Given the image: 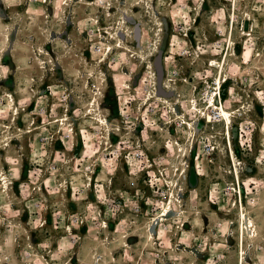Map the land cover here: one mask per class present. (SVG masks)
Returning a JSON list of instances; mask_svg holds the SVG:
<instances>
[{
    "label": "rangeland",
    "instance_id": "374dc122",
    "mask_svg": "<svg viewBox=\"0 0 264 264\" xmlns=\"http://www.w3.org/2000/svg\"><path fill=\"white\" fill-rule=\"evenodd\" d=\"M0 264H264V0H0Z\"/></svg>",
    "mask_w": 264,
    "mask_h": 264
},
{
    "label": "bare ground",
    "instance_id": "6f19581e",
    "mask_svg": "<svg viewBox=\"0 0 264 264\" xmlns=\"http://www.w3.org/2000/svg\"><path fill=\"white\" fill-rule=\"evenodd\" d=\"M126 18H128V17L126 16ZM120 26H123V25H120ZM126 26H128V25H126ZM119 28H121V27H119ZM109 33L110 34H113L111 32H109ZM122 37H119L118 40L122 41L121 40ZM118 47L119 48L122 47V48L126 49V48H129L130 45H126V43H124V46L118 45ZM141 56H144V53H142ZM217 67H218V70L222 71L224 69L225 65H223L222 61H220L218 63V66ZM220 83H221V80H219V86H220ZM125 86H127V84ZM211 101H213V100H211ZM213 107L218 108L220 110L221 115H223L225 127H226V130H227V135H228L229 141H231V139H232V134H231V124H232V122H231L232 121L231 113H229L228 111H226L224 109V106L222 104H219V103H217L215 101L213 102ZM206 117H207L206 118L207 119V122L210 123L211 122V115L210 114H207ZM97 120L100 121V122H102V123H104V124H107V121H106V119L103 116L102 117H98ZM232 157H233V160L235 162H237V160L235 159V157L234 156H232ZM237 170H238V167H237ZM240 194L242 195V189L241 188H240ZM241 209L242 210L239 213V219H240L241 227H240V233L238 235V243L240 244V250H241V252L239 254V257H238L239 262L240 261L243 262L244 259H245V232H246V229L245 228H247L248 235H250L249 237H251L252 239L256 235H258V232H257L258 230H257L255 218L253 216L246 217V212H245V209H244L243 199L241 201ZM252 229H253V232H251Z\"/></svg>",
    "mask_w": 264,
    "mask_h": 264
},
{
    "label": "built area",
    "instance_id": "2783aa9c",
    "mask_svg": "<svg viewBox=\"0 0 264 264\" xmlns=\"http://www.w3.org/2000/svg\"><path fill=\"white\" fill-rule=\"evenodd\" d=\"M100 2L102 3V0H100ZM124 33L125 32H123V31H119L117 34H119L118 36H117V38H119L120 36H124ZM97 48L100 50V45H98L97 46ZM213 98V97H212Z\"/></svg>",
    "mask_w": 264,
    "mask_h": 264
},
{
    "label": "water",
    "instance_id": "95a60500",
    "mask_svg": "<svg viewBox=\"0 0 264 264\" xmlns=\"http://www.w3.org/2000/svg\"><path fill=\"white\" fill-rule=\"evenodd\" d=\"M138 34H139V31H138Z\"/></svg>",
    "mask_w": 264,
    "mask_h": 264
}]
</instances>
